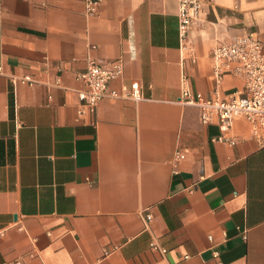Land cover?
<instances>
[{"label": "crops", "instance_id": "crops-1", "mask_svg": "<svg viewBox=\"0 0 264 264\" xmlns=\"http://www.w3.org/2000/svg\"><path fill=\"white\" fill-rule=\"evenodd\" d=\"M177 6L104 0L89 16L84 0H0V264H264V146L242 118L235 145L217 141L219 127L180 101L182 72L212 94L218 42L251 31L264 48V0L203 4L195 62ZM89 57L120 59L110 88L138 82L141 98L78 116ZM24 75L35 83L11 80ZM241 85L227 75L221 91Z\"/></svg>", "mask_w": 264, "mask_h": 264}, {"label": "built area", "instance_id": "built-area-1", "mask_svg": "<svg viewBox=\"0 0 264 264\" xmlns=\"http://www.w3.org/2000/svg\"><path fill=\"white\" fill-rule=\"evenodd\" d=\"M104 0H84L86 15H94ZM212 0H178V36L181 50L192 62L196 61L195 51L191 45L189 34L199 24L198 10ZM212 60V80L214 87L209 97L191 90L188 76L182 72L180 78L181 98L184 104L196 106L199 109V119L203 124H216L220 129L217 141L235 145L237 140L228 135L233 122L244 119L249 126L251 137L264 146V48L256 34L246 31L241 35L215 44L210 50ZM123 75V64L120 59L101 61L87 59L86 69L76 75L83 85L75 90L77 96V114L82 116L90 108H94L102 99L126 98L139 100L141 98L138 82H132L127 90L122 92L110 88V83ZM231 75L242 80V85L234 91L224 94L221 91L222 80ZM14 84L33 85L35 80L29 76H11ZM185 158V154L176 150L172 165L176 171L177 165ZM149 221L151 216L147 214ZM212 240V236H208ZM153 248H158L155 244ZM162 251H164L162 249ZM214 256L218 252L214 251ZM14 264H19L16 261Z\"/></svg>", "mask_w": 264, "mask_h": 264}]
</instances>
